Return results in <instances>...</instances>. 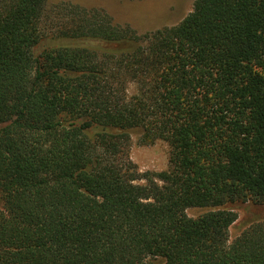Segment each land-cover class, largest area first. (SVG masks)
<instances>
[{
  "label": "trees",
  "instance_id": "obj_1",
  "mask_svg": "<svg viewBox=\"0 0 264 264\" xmlns=\"http://www.w3.org/2000/svg\"><path fill=\"white\" fill-rule=\"evenodd\" d=\"M130 131L167 170L137 169ZM245 203L264 206V0L142 34L0 0V264H264V222L229 241Z\"/></svg>",
  "mask_w": 264,
  "mask_h": 264
},
{
  "label": "rangeland",
  "instance_id": "obj_2",
  "mask_svg": "<svg viewBox=\"0 0 264 264\" xmlns=\"http://www.w3.org/2000/svg\"><path fill=\"white\" fill-rule=\"evenodd\" d=\"M195 0H50V4L71 3L87 9L104 11L115 24L129 26L137 33L155 31L179 23L191 10ZM43 44L42 46H44ZM42 48V47H41ZM140 133L129 132L126 150L140 172H161L168 168L169 147L158 141L144 146L139 143ZM237 219L229 228L231 242L251 225L264 222V206L252 203L227 206ZM205 209H188V217H197Z\"/></svg>",
  "mask_w": 264,
  "mask_h": 264
}]
</instances>
